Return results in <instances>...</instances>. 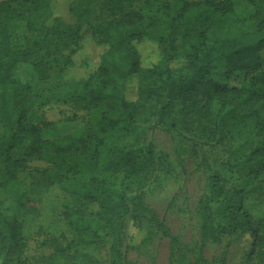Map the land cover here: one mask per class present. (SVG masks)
Masks as SVG:
<instances>
[{"label":"trees","instance_id":"1","mask_svg":"<svg viewBox=\"0 0 264 264\" xmlns=\"http://www.w3.org/2000/svg\"><path fill=\"white\" fill-rule=\"evenodd\" d=\"M56 2L0 1V167L5 177L0 190L11 191L19 184V172L34 158L51 165L42 176L45 190L61 186L76 199L77 208L67 218L77 226L81 243L94 238L84 218L89 205L99 207V217L109 220L106 224L121 217L125 222L128 215L139 227L147 209L141 194L129 192L141 187L147 167L136 158L142 150L120 146L119 138L138 129L146 113L172 128L169 108L178 98L202 108L219 102L224 111L216 135L221 141L244 138L235 151H248L236 162L248 187L236 190L230 221L214 222L213 204L225 192L221 184L200 203V243L189 260L188 247L150 216L170 240V257L178 264H205L210 241L245 228L264 242L263 223L243 203L264 178V0H247L249 15L239 13L233 0H85V5L75 0L69 7L70 22L56 13ZM93 2L104 17L95 23ZM145 43L158 48L153 64L145 62L140 48ZM90 44L100 50L94 65L86 57L79 61ZM218 62L225 63L224 83L211 78ZM24 63L33 67L35 86L15 77ZM75 70L84 74L73 76ZM133 83L134 101L128 97ZM54 103L91 111L82 138L61 134L44 118L43 109ZM26 142L28 158H15L13 152ZM16 199L23 205L24 194L18 191ZM23 231L17 215L0 210V264H23ZM63 256L66 264L75 258ZM111 257L112 264L123 260L118 246Z\"/></svg>","mask_w":264,"mask_h":264},{"label":"rangeland","instance_id":"2","mask_svg":"<svg viewBox=\"0 0 264 264\" xmlns=\"http://www.w3.org/2000/svg\"><path fill=\"white\" fill-rule=\"evenodd\" d=\"M72 1L75 0H57L54 5L56 13L67 22L72 21L69 13ZM233 1L239 13L249 15L252 11L247 0ZM80 3L86 4L85 0ZM93 6H96L95 23L104 17L98 2H93ZM140 48L147 57V64L158 60L156 45L145 43ZM98 53L100 50L90 44L79 61L86 57L93 60L94 65ZM224 65V62L216 63L211 76L213 80L226 81ZM83 74L82 70L72 72L73 76ZM15 77L24 84L35 86L38 83L29 63L20 65ZM132 86L128 97L134 101L136 88L134 83ZM169 110L172 128L146 113L138 120V129L119 138L120 146L142 150L136 158L147 167L144 181L140 188L129 193L143 196L146 220L137 227L127 215L125 222L120 216L106 224L109 220L99 217V207L89 205L85 208L84 218L97 231L89 234L94 237L92 243H81L77 226L67 218L69 212L77 208L76 199L61 186L45 190L42 176L51 165L28 158V142L13 152L15 158H28L27 166L19 172V184L11 191L0 190V210L7 215H17L23 224L26 242L21 257L23 264H66L67 256L63 255L75 257L69 264H112V249L117 246L123 257L120 264H178L171 260L170 240L158 231L150 213L188 247V259H194L200 243V203L223 184L225 192L213 204V217L216 225L230 221L229 206L235 201L236 190L248 187L244 181L245 172L239 171L236 164L246 158L248 151L246 147L235 151L245 142L244 138L221 141L216 135L218 118L224 111L221 103L214 102L208 108L192 107L178 98ZM43 112L44 118L55 124L61 134L73 139H80L88 132L92 119L91 111L74 103H54L46 106ZM216 176L221 180L213 179ZM4 179L0 167V182ZM121 179L122 176L119 181ZM256 184L259 185L257 192L249 194L243 203L246 211L264 225V178ZM18 191L24 194V207L17 202ZM260 233L264 235V229ZM204 257L205 264H264V242L256 240L249 228H245L210 241Z\"/></svg>","mask_w":264,"mask_h":264}]
</instances>
